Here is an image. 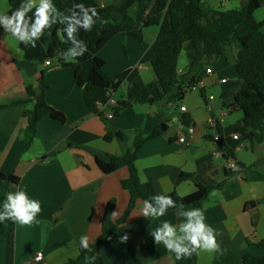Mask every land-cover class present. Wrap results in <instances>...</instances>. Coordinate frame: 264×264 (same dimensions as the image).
<instances>
[{"label":"crops","instance_id":"obj_1","mask_svg":"<svg viewBox=\"0 0 264 264\" xmlns=\"http://www.w3.org/2000/svg\"><path fill=\"white\" fill-rule=\"evenodd\" d=\"M95 1L102 7L115 6L111 16L117 18L126 0ZM204 1L212 10H230L245 6L249 0ZM259 2L254 16L264 21V0ZM135 7H129V12ZM0 14L11 15L8 0H0ZM159 30L160 25L143 28L141 41L129 34L114 36L99 53L106 74L115 76L142 64L138 70L143 81L153 82L156 77L150 63L141 59ZM261 30L264 32V24ZM20 43L0 25V172L17 177L16 182L0 177V210L4 204L1 197L5 202L9 193L17 191L38 201L41 210L30 224L5 220L0 264H28L37 254L43 256L42 264H67L78 257L82 236L88 237L89 245L100 241L103 264H136L127 244L142 264H176L174 253L162 243L156 244L152 233L165 221L177 227L184 222V217H177L178 207L148 223L142 215L144 203L138 201L113 233L102 232L108 202L115 199L113 221L122 216L128 204L129 194L121 187L128 170L123 167L106 174L96 159L108 160L110 155L121 156L133 149L138 132L151 133L158 115L167 119V129L147 140L135 161L139 179L146 178L157 194L176 192L184 196L196 189L197 182L212 186L224 180L227 165L225 157L218 154L220 150L233 152L237 162L257 164L264 171V145L250 149L242 138L232 137L243 117L242 110L232 105L233 95L243 81L227 43L219 58L199 69V83L187 90L180 102L133 105L111 119L88 109L70 67L45 64L43 44L38 40L36 47L24 44V50ZM193 56L192 43H184L177 62L179 74L187 71ZM208 67L212 72L206 71ZM43 71L44 103L61 111L65 121L45 117L32 128L23 115L34 106L27 100L26 88L36 85ZM223 78L225 82H221ZM126 88L123 82L114 90L118 101L126 97ZM210 94L215 97L212 101L207 99ZM181 104L186 106L185 112L179 110ZM182 114H187L189 124L195 127V133L185 142L178 140L183 131ZM217 133L218 142L213 139ZM213 191L216 195L210 196ZM213 191L201 210L205 224L215 230L221 251H198L192 264H222L229 252L233 264H242L246 253L264 256V248L255 245L264 240V174L236 175ZM250 201L254 205L247 208ZM124 236L127 240L122 241ZM71 264L94 262L81 258Z\"/></svg>","mask_w":264,"mask_h":264},{"label":"trees","instance_id":"obj_2","mask_svg":"<svg viewBox=\"0 0 264 264\" xmlns=\"http://www.w3.org/2000/svg\"><path fill=\"white\" fill-rule=\"evenodd\" d=\"M22 0H8L10 13L19 8ZM28 0H24L27 3ZM55 7L65 15H71L74 5L83 3L85 7L96 9L99 19L93 24L91 31H84L78 26L77 38L87 45V51L75 59L65 60L63 54L72 47L67 41L64 32L65 25L56 23L50 29H45L38 40L45 46L47 59L54 61L62 67H70L73 71L74 82L83 89L85 103L91 112L102 115L98 104L105 102L109 91H114L123 82L126 84V97L119 100L112 108L115 115L123 109L133 105H152L155 103L180 102L187 90L199 82L197 72L203 66H210L225 51L224 43L232 47L235 54V67L238 77L243 81L242 87L233 95V107L242 110L243 117L237 132L247 143V147L254 149L257 145H264V32L261 27L264 21L255 19V12L260 6L259 0H249L247 4L238 9L212 10L204 0H126L120 8V16L113 18L112 10L115 6H100L95 0H52ZM39 2H37V5ZM136 5L132 12L129 7ZM35 9L28 12L33 17ZM79 12V9H76ZM59 21L60 17L53 14ZM101 21H106L101 23ZM151 25H160V30L154 42L145 51L141 61L150 63L155 74V80L146 84L137 68L128 69L118 75L109 76L104 67L105 61L99 55L102 48L117 34H129L142 40V30ZM190 42L194 47L193 60L185 73L179 74L177 62L184 43ZM26 50L24 43H20ZM45 73H41L36 85L26 88L27 100L32 101V109L24 111L29 125H36L45 117L64 122V114L50 106L45 105ZM203 96L204 91L201 90ZM181 121L187 125L190 122L187 114L181 115ZM167 129V119L158 115L155 129L145 135L139 131L136 135L133 149L121 156L110 155L108 160L97 158V165L102 172L108 174L120 168H127L128 176L121 180V187L129 194L128 204L122 216L113 221L111 213L115 199H111L106 207L103 221V234H111L119 224L123 223L138 201L144 203L150 200L156 191L150 182L141 183L135 161L141 146L149 139L160 136ZM111 134L106 137L110 138ZM122 137V136H121ZM52 155V154H51ZM234 157L233 152L225 153L224 157ZM254 173L264 174L257 164L246 165L238 162L236 169H226V177L221 182L205 186L199 182L196 189L190 194L181 196L176 192L165 195L179 205L183 203L185 210L201 209L203 201L209 193L227 184L232 177L241 175L248 177ZM1 178L16 182L17 177L11 172H0ZM182 197V199H181ZM4 203V198L1 197ZM254 205L247 202L246 207ZM175 208H169L170 211ZM155 218L148 217L151 223ZM5 220L0 222V243L5 237ZM264 248V240L255 243ZM91 251L80 248L76 259L90 258L94 264H103L100 251V241L90 244ZM127 247L134 255L135 263L142 264L136 257L129 244ZM196 253L191 257L177 260L176 264H192ZM222 264H233L232 253L224 255ZM242 264H264V256H255L246 253L242 257Z\"/></svg>","mask_w":264,"mask_h":264},{"label":"clouds","instance_id":"obj_3","mask_svg":"<svg viewBox=\"0 0 264 264\" xmlns=\"http://www.w3.org/2000/svg\"><path fill=\"white\" fill-rule=\"evenodd\" d=\"M33 9H35L33 17H29L27 13ZM76 9H79V12ZM53 14L60 17L59 21L53 18ZM94 17L99 19L96 9L85 7L83 3L74 5L71 15H65L55 7L52 0H39L38 5L37 0H28L27 3L22 0L19 8L11 15L0 14V25L19 42L32 47H36V41L44 34L45 29H50L56 23L65 25L64 32L72 47L63 54V58L69 60L82 56L87 51L86 43L77 38L78 26L86 32L91 31L93 24L96 23ZM105 22L101 21V23ZM140 182L147 183V179L141 177ZM214 195H216L215 191L210 193V196ZM177 207L179 208L177 217H184L185 221L178 227L167 221L163 222L152 233L154 242L162 243L168 252L174 253L177 260L191 257L198 251L220 252L215 230L205 224L201 209L185 210L183 203L178 205L171 196L156 194L150 200L144 201L142 215L145 218H157L163 216L169 208ZM40 210L39 202L30 200L25 192L9 193L3 204V210H0V222L12 219L18 224H30ZM121 239L125 241L127 237ZM80 243L83 249L91 251L87 236H82Z\"/></svg>","mask_w":264,"mask_h":264},{"label":"built area","instance_id":"obj_4","mask_svg":"<svg viewBox=\"0 0 264 264\" xmlns=\"http://www.w3.org/2000/svg\"><path fill=\"white\" fill-rule=\"evenodd\" d=\"M53 62H54V61H51L50 59H47V60L45 61V64H46V65H50V64L53 63ZM141 67H142V64H141V65L139 64V65H137V67H135V68L139 69V68H141ZM206 71H207L208 73L212 72L211 67H208V68L206 69ZM225 81H226L225 78H223V79L221 80V82H225ZM194 87H195V86H194ZM194 87H192V88H194ZM192 88H190V89H192ZM190 89H189V90H190ZM214 98H215V97H214V95H212V94H210V95L207 96V99H209V100H211V101H212ZM117 103H118V100L116 99V97H115V95H114V91H109V92H108L107 100H106L105 102H102V103H99V104H98V110H99V112L102 113L103 116H105V117L111 119V118H113V117L115 116V114H114L112 108L115 107V106L117 105ZM179 110H180L181 112H185L187 109H186V106H185L184 104H181V105L179 106ZM213 124L215 125V121H213ZM182 127H183V131L181 132V134H180L178 140H179L180 142H185L186 139H187V137H190V136H192V135L195 133V127H194V125H192V124H187V125L182 124ZM232 137H233L234 139H236V140H238V139L241 138V136H240V134H239L238 132H235V133L232 135ZM213 139H214V141L218 142L219 139H220V134H219V133L215 134V135L213 136ZM218 154H220V155H222V156L225 155V153L222 152L221 150L218 151ZM225 159H226V165H227V168H228V169H236V168H237V166H238V162H237V160H236L234 157H232V156H227ZM38 161H39V160H36V162H38ZM42 260H43V256H42L41 254H37V255H35V256L33 257V259H32L31 261L28 262V264H42Z\"/></svg>","mask_w":264,"mask_h":264},{"label":"water","instance_id":"obj_5","mask_svg":"<svg viewBox=\"0 0 264 264\" xmlns=\"http://www.w3.org/2000/svg\"><path fill=\"white\" fill-rule=\"evenodd\" d=\"M55 64H56V63H55V62H53V63H52V66H55Z\"/></svg>","mask_w":264,"mask_h":264}]
</instances>
